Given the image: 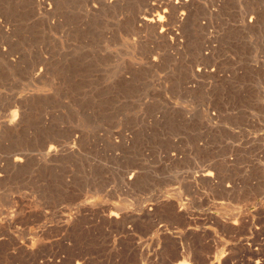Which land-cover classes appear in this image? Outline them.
I'll return each mask as SVG.
<instances>
[{
    "label": "rangeland",
    "instance_id": "1",
    "mask_svg": "<svg viewBox=\"0 0 264 264\" xmlns=\"http://www.w3.org/2000/svg\"><path fill=\"white\" fill-rule=\"evenodd\" d=\"M192 1L169 46L129 21L151 0H0V264L264 262V157L225 159L264 145V0L251 31L249 0ZM199 49L214 74L193 75Z\"/></svg>",
    "mask_w": 264,
    "mask_h": 264
},
{
    "label": "bare ground",
    "instance_id": "2",
    "mask_svg": "<svg viewBox=\"0 0 264 264\" xmlns=\"http://www.w3.org/2000/svg\"><path fill=\"white\" fill-rule=\"evenodd\" d=\"M128 0H81V2H83L84 8L86 9V5H91L92 9L97 10L98 8H102V9H108V10H116V9H120L121 7L125 6V3ZM153 3H147V5H144V10L137 12L134 16L131 17V19L129 20L131 25L133 26V28L135 29V31L139 34H144L145 36H151L154 40H156L158 43H162V44H167L169 46H178L179 44H183V33H185L186 30L192 29L193 26H195V19L193 18V1L192 0H156L157 2L151 0ZM32 2V1H31ZM250 2V7L249 9H247L243 15L241 16L240 20L238 21V30H242V31H251V30H256V28L258 26H260L261 23V19H262V11L261 8H258V3L259 0H249ZM36 6H38L39 10H43V11H47L50 12V10L52 11V8L50 6V4L46 3V0H35ZM127 4V3H126ZM82 7V6H81ZM248 7V6H247ZM57 8V7H56ZM89 9V7H87ZM125 8V7H124ZM123 9V8H122ZM41 12V11H39ZM96 12V11H95ZM109 13V12H108ZM48 14V13H47ZM46 14V15H47ZM49 16V15H48ZM96 16V15H95ZM94 17V15L92 16ZM53 18V17H52ZM128 21V20H127ZM202 24V23H200ZM205 26V23L204 25ZM204 28V27H202ZM232 28H235L234 26ZM261 28V26H260ZM231 28H227L226 29V35L229 34ZM235 31V30H234ZM229 32V33H228ZM256 32V31H255ZM254 32V33H255ZM250 33V32H249ZM237 34V32H236ZM230 37V36H229ZM150 38V37H149ZM246 38V37H245ZM237 41V40H236ZM152 43V42H151ZM154 43V42H153ZM155 44V43H154ZM230 44V43H229ZM242 44V43H241ZM239 42V45H241ZM228 45V44H226ZM167 48V47H166ZM236 48V47H235ZM152 49V48H151ZM239 49V48H238ZM172 50V49H171ZM174 50V49H173ZM201 49H199V56H198V62L195 65V68L193 69V75L197 76V77H204V76H209L214 74L215 69L213 67H209L206 65L205 63V59H208L207 57H209L207 53L204 52V50L200 51ZM209 49H205V51H207ZM234 50V48H233ZM236 50V49H235ZM242 50V49H241ZM250 50V49H249ZM243 51V50H242ZM252 51V50H251ZM233 52V51H232ZM238 54V53H237ZM196 55V54H194ZM155 56V55H154ZM209 60V59H208ZM153 61H157L156 57H153ZM253 67V66H252ZM246 68V67H244ZM249 68V67H248ZM253 70H255L253 68ZM260 71L264 72V68L260 67L259 68ZM192 71V70H191ZM240 71V70H239ZM242 71V70H241ZM251 71V70H250ZM257 70L253 71L256 72ZM246 73V71L244 72H236L235 74H244ZM250 73V72H249ZM231 72L226 70V81L230 80L232 77ZM252 74V73H251ZM238 78V77H237ZM243 90V89H242ZM245 92V91H243ZM242 92V93H243ZM246 93V92H245ZM249 94V93H248ZM253 98V97H252ZM239 99V98H238ZM244 100V99H243ZM244 103V102H243ZM253 103L254 105L258 108V110H261V112L264 114V92H257V94L254 96L253 99ZM252 106V105H251ZM238 112V111H237ZM21 117V116H20ZM18 119L16 114L13 113L12 117H10V119L6 121V127L8 129H13L17 126V122ZM236 119V118H235ZM240 118H238L239 120ZM227 120V119H226ZM241 120V119H240ZM228 122V121H227ZM231 122V121H230ZM256 142V141H255ZM255 142L253 144H255ZM250 144V143H249ZM264 144V143H262ZM243 145V144H242ZM247 145V142H246ZM245 145V146H246ZM258 147H257V146ZM254 145V147L256 146L257 148H252L251 146V150H248V145L246 146L247 150H241L238 147L234 149V147H231L229 150V153L226 151V153H228L226 155V166H232L235 162V159L237 157V155L239 154V152L243 151V152H247V153H255V156H257V158H263L264 157V145H258L256 144ZM244 146V145H243ZM244 146V147H245ZM245 148V149H246ZM75 150V146H69L66 147L64 149L56 147V146H49L45 153L44 156L47 159H55V158H59V156L63 155L64 152H73ZM74 153V152H73ZM242 153V152H241ZM246 156V155H245ZM252 156V155H251ZM250 157V156H249ZM254 157V156H253ZM44 158V159H45ZM255 158V157H254ZM258 158V159H259ZM261 158V159H262ZM46 159V160H47ZM221 159V158H220ZM264 159V158H263ZM24 160V156H16L14 158V163L16 164H21ZM223 160V159H222ZM244 160V159H243ZM237 162V161H236ZM239 163V160H238ZM237 163V164H238ZM25 164V163H24ZM236 165V163H235ZM18 166V165H17ZM212 166V165H211ZM216 166V165H215ZM21 167V166H20ZM201 171V170H200ZM199 171V172H200ZM134 173V172H133ZM133 175V174H131ZM198 175V174H197ZM130 176V175H128ZM134 176V175H133ZM213 172H212V167H209L207 169H203L198 177L201 178H207L210 180H213ZM132 177V176H131ZM231 177V176H230ZM232 178V177H231ZM131 180V178L129 179ZM136 181V180H135ZM201 181V180H200ZM209 181V180H208ZM216 182V180H215ZM214 183V181H213ZM230 190V189H229ZM234 191V190H233ZM238 191V190H237ZM258 197V196H257ZM2 198V197H1ZM259 198V197H258ZM264 199V196L260 199V201H262ZM255 200V199H254ZM2 201V199H1ZM258 203V201H257ZM261 207V206H260ZM238 209V208H237ZM145 210V209H144ZM235 210V209H234ZM236 211V210H235ZM234 211V212H235ZM240 211V210H239ZM110 212V211H109ZM264 212V211H263ZM4 214V211L2 209H0V215ZM235 214V213H234ZM238 214V213H237ZM260 214V213H258ZM110 215V214H109ZM261 215V214H260ZM237 216V215H236ZM241 216V215H240ZM110 217V216H109ZM13 218V217H12ZM11 218V219H12ZM240 218V217H239ZM8 220V219H7ZM239 219H237L238 221ZM241 220V219H240ZM235 221V219H234ZM8 222V221H7ZM236 222V221H235ZM245 222V221H244ZM231 223V222H230ZM241 224V223H240ZM68 225V224H67ZM237 225V224H236ZM243 225V224H242ZM245 227V226H244ZM242 231V229H241ZM231 235V234H230ZM241 235V234H240ZM5 236V235H4ZM25 243V242H24ZM38 243V242H37ZM31 244V243H30ZM36 244V243H35ZM6 245V244H5ZM22 245V244H21ZM14 246V245H13ZM27 246V245H26ZM32 246V245H31ZM253 246V245H252ZM197 247V246H196ZM28 248V247H27ZM31 248V247H30ZM21 249V248H20ZM184 249V248H183ZM251 249V248H250ZM30 250V249H28ZM188 251V250H187ZM27 252V251H26ZM35 252V251H33ZM184 252V251H183ZM189 252V251H188ZM191 252V251H190ZM182 253V252H181ZM186 253V251H185ZM192 253V252H191ZM253 253V252H252ZM21 254V253H20ZM184 254V253H183ZM18 255V254H17ZM27 255V254H26ZM192 255V254H191ZM257 255V254H256ZM180 256V254H179ZM31 257V256H29ZM182 257V256H181ZM185 257V256H184ZM256 257V256H255ZM18 258V257H16ZM23 259V258H22ZM26 259V258H25ZM219 259V258H218ZM217 259V260H218ZM247 259V258H246ZM27 260V259H26ZM37 260V259H36ZM220 260V259H219ZM249 260V258H248ZM248 260H245L244 262H247ZM84 261V260H83ZM178 261V260H177ZM180 261V260H179ZM182 261V260H181ZM185 261V260H184ZM31 262V261H30ZM38 262V261H37ZM79 262V261H78ZM221 262V261H220ZM227 262V261H226ZM83 263V262H81ZM190 263V262H189ZM223 263V262H221ZM228 263V262H227ZM243 263V262H242ZM80 264V263H79ZM177 264H184V262L182 263H177ZM215 264V263H213ZM224 264V263H223ZM240 264V263H239ZM248 264H264V262L262 260H255V261H251Z\"/></svg>",
    "mask_w": 264,
    "mask_h": 264
}]
</instances>
